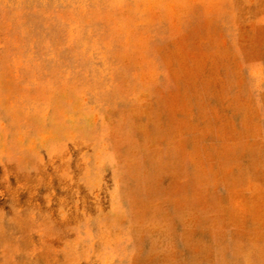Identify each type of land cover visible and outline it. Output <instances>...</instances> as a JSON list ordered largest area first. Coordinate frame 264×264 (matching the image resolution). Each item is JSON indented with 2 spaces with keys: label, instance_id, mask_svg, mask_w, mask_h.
<instances>
[{
  "label": "rangeland",
  "instance_id": "obj_1",
  "mask_svg": "<svg viewBox=\"0 0 264 264\" xmlns=\"http://www.w3.org/2000/svg\"><path fill=\"white\" fill-rule=\"evenodd\" d=\"M0 264H264V0H0Z\"/></svg>",
  "mask_w": 264,
  "mask_h": 264
}]
</instances>
